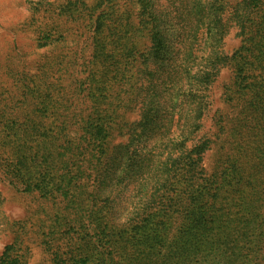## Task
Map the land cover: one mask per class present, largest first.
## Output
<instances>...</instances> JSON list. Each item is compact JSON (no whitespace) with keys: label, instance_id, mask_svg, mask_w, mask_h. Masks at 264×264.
Segmentation results:
<instances>
[{"label":"rangeland","instance_id":"1","mask_svg":"<svg viewBox=\"0 0 264 264\" xmlns=\"http://www.w3.org/2000/svg\"><path fill=\"white\" fill-rule=\"evenodd\" d=\"M0 264H264V0H0Z\"/></svg>","mask_w":264,"mask_h":264},{"label":"trees","instance_id":"2","mask_svg":"<svg viewBox=\"0 0 264 264\" xmlns=\"http://www.w3.org/2000/svg\"><path fill=\"white\" fill-rule=\"evenodd\" d=\"M7 249H8V247H6V250H7ZM6 250H5L4 252H6ZM3 254H5V253H3ZM3 254H2V255H3Z\"/></svg>","mask_w":264,"mask_h":264}]
</instances>
